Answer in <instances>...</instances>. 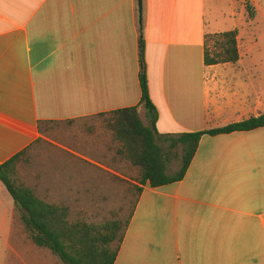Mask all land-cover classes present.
<instances>
[{"label":"crops","instance_id":"1","mask_svg":"<svg viewBox=\"0 0 264 264\" xmlns=\"http://www.w3.org/2000/svg\"><path fill=\"white\" fill-rule=\"evenodd\" d=\"M207 3L143 0L141 23L138 0H0V163L49 123L138 106L148 124L141 39L160 133L264 114L263 61L205 64ZM115 264H264V127L204 135L183 180L144 186Z\"/></svg>","mask_w":264,"mask_h":264},{"label":"rangeland","instance_id":"2","mask_svg":"<svg viewBox=\"0 0 264 264\" xmlns=\"http://www.w3.org/2000/svg\"><path fill=\"white\" fill-rule=\"evenodd\" d=\"M255 9L250 17L247 3ZM210 30L208 48L217 50L218 33L238 29V47L244 59L264 62V0H208ZM113 115L49 123L42 137L29 147L18 166V181L30 186L43 199L68 205L71 220L101 223L113 218L126 221L139 195V170L116 154L111 129ZM172 158L170 173L180 168L179 151ZM0 264H64L49 249L29 239L20 219L12 212L14 200L1 195ZM15 209V208H14Z\"/></svg>","mask_w":264,"mask_h":264},{"label":"trees","instance_id":"3","mask_svg":"<svg viewBox=\"0 0 264 264\" xmlns=\"http://www.w3.org/2000/svg\"><path fill=\"white\" fill-rule=\"evenodd\" d=\"M247 10L250 17H255V9L250 2L247 3ZM238 33V29H233L213 35L219 38L215 51L208 48L210 35L207 34L205 64L238 62L241 59ZM140 83L141 103L147 110L148 124L142 119L138 106L102 114L114 117L110 126L118 144L116 154L139 170L137 177L139 195L126 221L117 218L101 223L71 220V208L68 205L49 202L41 198L30 186L19 183L18 166L29 147L6 162L0 163V181L13 198L14 215L22 222L29 239L37 247L49 249L64 264H115L144 186L160 188L183 180L204 135L216 136L264 127L262 114L210 130L177 134L160 133L156 128L159 113L149 93L145 43L142 39ZM42 130L43 126L41 132ZM178 151L180 168L170 173L172 158Z\"/></svg>","mask_w":264,"mask_h":264},{"label":"water","instance_id":"4","mask_svg":"<svg viewBox=\"0 0 264 264\" xmlns=\"http://www.w3.org/2000/svg\"><path fill=\"white\" fill-rule=\"evenodd\" d=\"M139 3V13H140V22L143 20V0H138Z\"/></svg>","mask_w":264,"mask_h":264}]
</instances>
